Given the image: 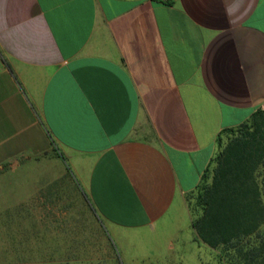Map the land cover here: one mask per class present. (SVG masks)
<instances>
[{
	"label": "crops",
	"instance_id": "crops-1",
	"mask_svg": "<svg viewBox=\"0 0 264 264\" xmlns=\"http://www.w3.org/2000/svg\"><path fill=\"white\" fill-rule=\"evenodd\" d=\"M259 108L264 0H0V228L62 242L68 194L115 228L188 214Z\"/></svg>",
	"mask_w": 264,
	"mask_h": 264
},
{
	"label": "rangeland",
	"instance_id": "rangeland-1",
	"mask_svg": "<svg viewBox=\"0 0 264 264\" xmlns=\"http://www.w3.org/2000/svg\"><path fill=\"white\" fill-rule=\"evenodd\" d=\"M68 166L75 176L71 163ZM68 195V212H58L63 217L60 230L68 234L58 238L62 242L46 244L42 231L34 239L39 243L32 245L21 212L19 226L6 222L0 228V264H228L221 249L195 240L191 220L199 211L194 198H187L188 214H173L148 228L122 229L108 224L88 197ZM48 247L57 249L56 258H48Z\"/></svg>",
	"mask_w": 264,
	"mask_h": 264
},
{
	"label": "trees",
	"instance_id": "trees-1",
	"mask_svg": "<svg viewBox=\"0 0 264 264\" xmlns=\"http://www.w3.org/2000/svg\"><path fill=\"white\" fill-rule=\"evenodd\" d=\"M204 172L191 220L195 240L221 249L228 264H264V108L225 129Z\"/></svg>",
	"mask_w": 264,
	"mask_h": 264
}]
</instances>
